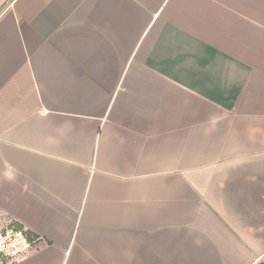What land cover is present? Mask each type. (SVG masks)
Returning <instances> with one entry per match:
<instances>
[{"label":"crops","instance_id":"1","mask_svg":"<svg viewBox=\"0 0 264 264\" xmlns=\"http://www.w3.org/2000/svg\"><path fill=\"white\" fill-rule=\"evenodd\" d=\"M14 264H264V0H0V228Z\"/></svg>","mask_w":264,"mask_h":264},{"label":"built area","instance_id":"2","mask_svg":"<svg viewBox=\"0 0 264 264\" xmlns=\"http://www.w3.org/2000/svg\"><path fill=\"white\" fill-rule=\"evenodd\" d=\"M40 237L31 238L25 227L14 223L0 228V264L22 261Z\"/></svg>","mask_w":264,"mask_h":264}]
</instances>
